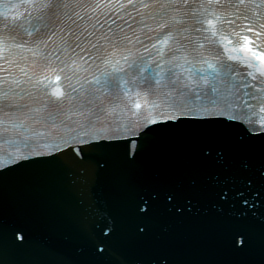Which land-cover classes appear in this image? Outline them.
<instances>
[{
  "label": "snow or ice",
  "instance_id": "1",
  "mask_svg": "<svg viewBox=\"0 0 264 264\" xmlns=\"http://www.w3.org/2000/svg\"><path fill=\"white\" fill-rule=\"evenodd\" d=\"M28 172L80 177L61 264H185L165 217L264 255V0H0V264Z\"/></svg>",
  "mask_w": 264,
  "mask_h": 264
},
{
  "label": "water",
  "instance_id": "2",
  "mask_svg": "<svg viewBox=\"0 0 264 264\" xmlns=\"http://www.w3.org/2000/svg\"><path fill=\"white\" fill-rule=\"evenodd\" d=\"M77 183L80 185V178L77 179ZM164 220H167V218H163ZM172 228L174 230H177L180 233L183 230H186V236L185 238L189 239V241H186L188 246L185 248V245H180L176 251H177V259L182 260L185 262V264H194V262L199 261L198 254L201 253V250L198 249V247H193L194 243L196 241L205 240L204 242L208 245L211 243L212 236L207 233L205 230L202 233V236L200 234L197 235V232L200 230V226H198L196 223H185L180 224L175 221L172 222ZM197 235V236H196ZM56 236H53L52 239L54 240ZM180 236H178V240L180 241ZM51 239V240H52ZM196 244V243H195ZM193 247V248H191ZM185 248V250H184Z\"/></svg>",
  "mask_w": 264,
  "mask_h": 264
}]
</instances>
